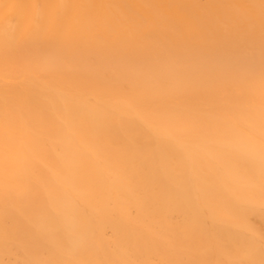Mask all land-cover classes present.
Listing matches in <instances>:
<instances>
[{"label": "bare ground", "instance_id": "obj_1", "mask_svg": "<svg viewBox=\"0 0 264 264\" xmlns=\"http://www.w3.org/2000/svg\"><path fill=\"white\" fill-rule=\"evenodd\" d=\"M262 73V0H0V264H260Z\"/></svg>", "mask_w": 264, "mask_h": 264}, {"label": "snow or ice", "instance_id": "obj_2", "mask_svg": "<svg viewBox=\"0 0 264 264\" xmlns=\"http://www.w3.org/2000/svg\"><path fill=\"white\" fill-rule=\"evenodd\" d=\"M262 5H264V0H262ZM251 107V104L249 105ZM259 115H260V138H259V156L261 164V180H262V190H264V73L261 76V96H260V105H259ZM176 134H181L186 131V126H177L175 128ZM248 144L255 145V137L253 131L250 129L247 132ZM262 209H264V203H262ZM261 243L262 248H264V233H261ZM53 264H89L86 261L80 260H69V261H57ZM127 264H140V262L129 261ZM163 264H186V262H163ZM187 264H207L203 261H192L187 262ZM215 264H256V262L250 258H232L216 261ZM260 264H264V260L260 261Z\"/></svg>", "mask_w": 264, "mask_h": 264}]
</instances>
